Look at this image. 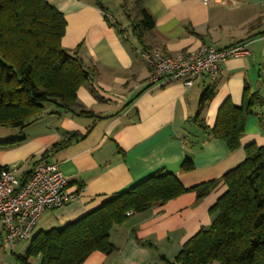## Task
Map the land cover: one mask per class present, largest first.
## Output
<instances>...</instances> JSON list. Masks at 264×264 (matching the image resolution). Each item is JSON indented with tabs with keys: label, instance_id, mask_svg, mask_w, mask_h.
<instances>
[{
	"label": "crops",
	"instance_id": "crops-1",
	"mask_svg": "<svg viewBox=\"0 0 264 264\" xmlns=\"http://www.w3.org/2000/svg\"><path fill=\"white\" fill-rule=\"evenodd\" d=\"M65 17L63 47L82 58L95 73L77 92L74 112L46 111L41 120L11 139L0 138V167L12 166L25 176L44 163H58L76 201L42 216L35 235L66 226L97 209L113 196L128 191L155 173H172L186 188L220 181L246 158L245 148L264 147V107L250 116L240 149L209 138L195 123L200 99L211 85L216 94L202 115L213 128L226 99L242 104L244 87L264 97V0H234L230 4L199 0H48ZM140 7L155 22L140 43L133 35L132 21ZM112 11L113 13H111ZM244 45L245 56L220 64L218 76L195 80L148 84L149 66L143 52L159 51L174 57L197 52L202 47L227 49ZM85 110L94 117L78 116ZM0 134H7L0 132ZM72 134L81 138L67 147L41 155ZM6 138V137H5ZM23 139L12 147L3 144ZM189 157L195 168L183 172ZM227 187L221 182L210 194L197 200L187 192L149 210L129 213L115 226L110 241L112 254L92 253L82 264H171L183 245L212 223L210 208ZM0 223V264H21L23 253L3 246ZM20 245V246H19ZM29 264H40L30 259ZM217 264V263H216Z\"/></svg>",
	"mask_w": 264,
	"mask_h": 264
},
{
	"label": "trees",
	"instance_id": "trees-1",
	"mask_svg": "<svg viewBox=\"0 0 264 264\" xmlns=\"http://www.w3.org/2000/svg\"><path fill=\"white\" fill-rule=\"evenodd\" d=\"M139 17L132 21V31L143 43L155 22L143 7ZM66 26L64 15L48 0H0L1 128L25 130L41 120L48 104L56 107V113L75 111L77 92L92 80L95 71L63 47ZM216 89L213 84L204 91L195 123L209 138L224 142L234 152L241 147L248 118L264 107V97L246 84L242 104L235 106L226 99L215 126L209 128L203 124L202 115ZM77 115L94 117L93 112L85 110ZM79 138L80 134L70 135L43 153L41 159ZM22 140L3 144L12 147ZM245 150V160L220 181L186 188L172 173H155L74 222L40 231L17 260L21 264L38 258L40 264H82L96 251L112 254L116 248L110 232L124 224L129 213L149 210L155 203H166L190 191L200 201L223 182L227 189L209 210L211 225L190 238L171 264H264V147L252 144ZM194 168L189 157L181 166L183 172Z\"/></svg>",
	"mask_w": 264,
	"mask_h": 264
},
{
	"label": "built area",
	"instance_id": "built-area-1",
	"mask_svg": "<svg viewBox=\"0 0 264 264\" xmlns=\"http://www.w3.org/2000/svg\"><path fill=\"white\" fill-rule=\"evenodd\" d=\"M230 4L234 0H199ZM249 52L244 45L227 49L202 47L197 52L179 53L174 57L159 51L143 52L149 66L148 84L183 81L192 87L195 80L207 75L218 76L220 64L230 58L245 56ZM58 163H44L25 176L12 166L0 167V223L3 228V246L10 251L20 242L32 240L35 230L48 211L60 209L77 200Z\"/></svg>",
	"mask_w": 264,
	"mask_h": 264
},
{
	"label": "rangeland",
	"instance_id": "rangeland-1",
	"mask_svg": "<svg viewBox=\"0 0 264 264\" xmlns=\"http://www.w3.org/2000/svg\"><path fill=\"white\" fill-rule=\"evenodd\" d=\"M113 1H115V0H113ZM110 12L113 13L112 11H110ZM53 109L55 110L56 107L54 105H52V104H48L46 106V111H51ZM0 132H3V133L7 132V134H0V138L4 137L3 139H7V137H8V138L11 139L12 137H16L18 135L16 133H18L19 130L18 129H6V128H1L0 127ZM30 244H31V240H27V241L21 242L20 243L21 247L17 248V253H23L29 247Z\"/></svg>",
	"mask_w": 264,
	"mask_h": 264
}]
</instances>
